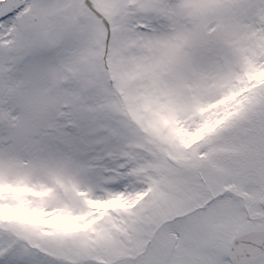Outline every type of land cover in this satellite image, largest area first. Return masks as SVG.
<instances>
[{
    "label": "snow or ice",
    "instance_id": "1",
    "mask_svg": "<svg viewBox=\"0 0 264 264\" xmlns=\"http://www.w3.org/2000/svg\"><path fill=\"white\" fill-rule=\"evenodd\" d=\"M0 264H264V0H0Z\"/></svg>",
    "mask_w": 264,
    "mask_h": 264
}]
</instances>
